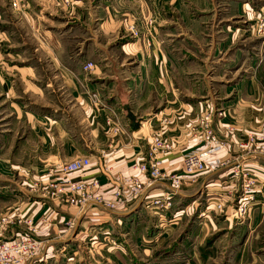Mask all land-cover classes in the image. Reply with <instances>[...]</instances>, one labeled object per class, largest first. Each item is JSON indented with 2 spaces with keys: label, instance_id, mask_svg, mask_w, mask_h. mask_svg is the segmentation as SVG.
Returning a JSON list of instances; mask_svg holds the SVG:
<instances>
[{
  "label": "crops",
  "instance_id": "obj_1",
  "mask_svg": "<svg viewBox=\"0 0 264 264\" xmlns=\"http://www.w3.org/2000/svg\"><path fill=\"white\" fill-rule=\"evenodd\" d=\"M93 1L74 0L78 5L71 11L64 0H0V47L18 44L14 31L19 30L16 24L23 23L28 38L45 51L25 57L13 49L7 53L0 49V94L7 103L0 120L8 116L5 133L11 138L0 151V174L18 172L36 180L33 185L27 183L28 188L18 187L25 194L17 198L21 200L10 214L14 216L8 217L10 221L15 216L32 218L35 237L42 239L38 255L25 264L40 263L55 245L74 246L92 236L93 231L86 228L94 224L99 225L94 232L107 228L119 243L116 249L103 251V264H203L212 252L222 257L211 264H264V159L241 152L235 145L247 134L264 130V63L255 69L251 64V51L259 46L258 41L243 42L245 48H241L228 31L242 17H251L250 3ZM56 11H66L69 20L79 21L73 33L45 31V17ZM141 13L155 19L153 34L126 39L122 18L131 15L140 24ZM92 25H98L97 29ZM77 29H82L81 35ZM102 45L103 53L92 52V47L101 51ZM88 61L95 64L91 70L85 69ZM45 73L48 81L43 79ZM223 77L235 80L225 85L227 94L219 81ZM92 91L100 95L96 103H92ZM218 94L229 97L224 104L231 115L219 122L213 117L212 129L225 145L207 159L206 171L172 196L170 210H149L145 199L124 201L133 179L145 180L138 166L152 159L149 143L154 136L171 145L161 155L167 176L181 171L183 153L204 147L199 119ZM111 110L117 111L124 127L121 134L115 135L106 124ZM82 157L90 160V166L67 176L70 182L86 185L87 203L79 206L81 198L63 181L59 165ZM236 164L256 175L258 184L253 211L246 219L233 221L205 207L217 200L228 205L236 198L239 182L230 173ZM53 180L58 191L51 194L48 184ZM33 186L39 190L36 195L27 191L34 190ZM146 190L148 197H164L170 191L169 180L152 181ZM101 203L115 207L103 208ZM188 203L203 214L197 217L195 241L181 237L176 245L168 243L173 226L155 235V216L161 219L163 212L171 219L175 209ZM117 221L123 227H117ZM223 226L226 229H217ZM21 232L11 231L10 237ZM213 234L216 237L207 246ZM159 247L166 249L160 259L153 256ZM88 256L85 260L92 264Z\"/></svg>",
  "mask_w": 264,
  "mask_h": 264
},
{
  "label": "rangeland",
  "instance_id": "obj_2",
  "mask_svg": "<svg viewBox=\"0 0 264 264\" xmlns=\"http://www.w3.org/2000/svg\"><path fill=\"white\" fill-rule=\"evenodd\" d=\"M84 1H87V0H84ZM95 1L96 0H94L93 2H95ZM244 1L245 0H242L241 2H244ZM247 1L251 5L250 8H248V11H251V17L248 15L242 17L240 21L239 20L237 21L236 26L233 29H232L231 25H229L230 27H228V31H230L231 40L236 44L238 43V45H240L241 48H245L243 46V44L247 43V42L249 43V40L258 41L259 46L257 48H254V49L252 48L253 50L251 51V58H252L251 64L253 65V67L255 69L256 67H258L264 63V26H263V29L258 28L259 25H264V4H262L259 0H247ZM64 3H65V5H71L70 6L71 11H73V7H75V5H78V3L76 4L74 2V0H64ZM83 3H85V2H83ZM147 7L150 9V6L147 5ZM65 9H67V7H65ZM17 13L21 14L19 11H17ZM50 15H51L50 17H45L44 29H45V31L49 30L52 34H54V33L58 34L60 32H65V31L73 33L74 27L79 24L78 20H75V21H72L71 19L69 20L67 17L66 11L65 12H62V11L57 12L56 11L54 13H51ZM140 15H141L140 24L136 23V21H133L135 18L132 17L131 15H127L126 17L122 18V20H121L122 26L121 27H122L124 33L125 34L127 33L125 36L126 39L131 40V38H133V37L137 38L140 35L141 36L143 35L144 37L147 38V36H150L151 34H153L152 33L153 27L155 25V19L153 18V16L149 15V14L143 15L142 13ZM130 16H131V18H130ZM236 19H238V18H236ZM24 25L25 24H23V23L16 24V26L19 30H15L14 34L16 35L15 37H16L18 44L15 46H10V47H7V46L0 47L2 53L11 52V49L14 50L13 51L14 53H17L19 55H23L25 57H31V56H34L37 54L45 53L44 48L43 49H40V48L37 49L38 47L35 45V43L28 38V35L30 33H29V31L22 28V26H24ZM92 27L97 29L98 25H92ZM155 28H156V25H155ZM100 32H101L100 30H97L96 33L99 35ZM76 33L78 35H81L82 29L81 30L77 29ZM20 36L24 37L23 40H20ZM64 36L67 38L66 34ZM236 44H234V45H236ZM92 52L93 53L99 52V54L103 53V45L101 46V51H99L98 48L92 47ZM99 58H101L100 55H99ZM13 63H19V62H11V64H13ZM88 63L92 64L91 68H86V65ZM26 64H29V63H26ZM43 65H44V63H43ZM84 66H85V69L91 70L95 67V64L91 61H88V62H86V64ZM241 66H242V69L245 68V63L243 64L242 61H241ZM45 75L46 76L43 79L45 81H48L49 75L46 73H45ZM226 79H227V77H225V78L223 77V79L219 80L220 85L224 86L221 88L223 89L222 91L225 94H227L225 85H230V84H232L233 81H235V80H226ZM91 96H92V103L98 102V99L100 98L99 93H96V91H92ZM218 96H216L217 98L215 99L214 102L211 101L213 103H211V104L209 103L210 106L208 105L209 106L208 108H210V109L205 110V112L210 111L214 117V120H218V122H219V120H221L222 117H225L226 115H231V110H230V108H228V106H226L224 104V101L227 100L229 97L223 98L222 94H218ZM206 98L207 97H205L203 101H205ZM3 101H4V97L0 94V118L4 117L6 115V111H7L4 109V107H7V103L4 104ZM206 104L207 103H204L205 106H206ZM6 118L7 119L0 120V151L3 148H5V146L9 145L10 144L9 142H11L10 136L6 135V133H5L6 132L5 130L8 128V126H6L5 123H7V125H9L8 124L9 123L8 122V116ZM17 161H19V159H17ZM12 169L13 168H11V170ZM27 183H30V184L32 183V185H33L34 183H36V180L32 179V177H30V176H28V178H27L26 175L18 174V172H16V174H10V176L5 175V174H0V242L12 239L13 237H10L11 231H13V232L23 231L22 227L18 228L17 226H19V225L23 226V222L19 223V220L20 219L24 220L26 217L15 216V218H12V221H10L8 219V217L14 216V215L10 216V214H11V212H13V213L15 212V209L18 208V205L20 204L19 200H21V199L17 200V198H19L25 194V190L22 191L18 187L23 186V187L28 188V186H26ZM27 191L29 193L35 194V195L39 193V190L35 189V187H34V190L32 188H29ZM185 206H187V207H185ZM170 208H172V206L169 207V210H170ZM160 210L163 211L162 209H160ZM175 210L176 211L173 213L175 215L172 216L171 219H167L166 217H164L165 214L163 212L160 213V217H162L161 219H159L157 216H155V218L157 219V221L155 222L156 227L154 226V223H153L155 235L157 234V236H158L167 227L169 228V227L173 226L174 232H173L172 238L166 239V241H168V243L171 242V243H174V245H176V243H179L180 240L182 239L181 237H184V238H186V237L190 238L191 237L190 240L195 241L196 237H195L194 232H196V230L198 232V230H199V228L197 226V221H199V220L197 219V217L201 216L203 214L199 213L197 211V209H195L194 204H192V203H188V204L181 206L180 208H177ZM116 224H117V227H119V228L121 226L123 227V225L119 221H117ZM96 227H99V225L94 224L93 226L91 225V226L87 227L86 231L88 229L90 231H93L92 236H89L87 238H84L83 240L75 242L74 246H71L69 244L68 245H62L63 243H61L60 245H55L56 249L53 250L52 254L47 255L46 258L43 256V259L41 260V262L37 263V264H79V263L89 264L86 261L88 259L87 258L88 255H90V257H91L92 264H103V254H102L103 251L104 250L109 251L108 249H114V248L116 249L118 247L119 243L114 238V236H113L114 234L109 229L103 228V230L98 229L94 232V229ZM74 228H76V227H74ZM80 228L83 229V227H80ZM221 228L226 229V226H223V227H220L217 229H221ZM76 230H78V229H76ZM213 231L210 229L209 232L212 233ZM219 233H222V232L220 231ZM219 233H217V235ZM215 234H213L214 236H208L209 239L207 240L208 243H206L207 246L211 243V240L214 237H216ZM37 239L42 240L41 238H37ZM154 242H155V239H154ZM77 244H80V246H79L80 249H78V250H77ZM86 245H87V248L84 249V247H86ZM160 245H162V244H160ZM169 245H171V244H169ZM56 246H58V247H56ZM163 246H165V244H163ZM163 246H161V247H163ZM90 247L92 249L94 248V250H91L90 252H88L89 253L88 254L87 251H88V249H91ZM161 247L157 248V251L153 254V256H155L156 258H159V259L163 258L165 256V252H166V249L162 251ZM208 254H209L208 255L209 258L208 257L205 258L206 261H204L206 264H211L214 261H216V262L221 261L222 255H217V254H214L213 252L208 253ZM219 256H221V257H219ZM76 259H78V260H76ZM204 262L202 261L201 263L204 264Z\"/></svg>",
  "mask_w": 264,
  "mask_h": 264
},
{
  "label": "built area",
  "instance_id": "obj_3",
  "mask_svg": "<svg viewBox=\"0 0 264 264\" xmlns=\"http://www.w3.org/2000/svg\"><path fill=\"white\" fill-rule=\"evenodd\" d=\"M263 26L259 25L258 28L263 29ZM91 66L92 64L88 63L86 68H91ZM212 121L213 115L210 111L204 112L200 116V140L204 144V147L195 148L183 153L181 171L168 176L162 171L163 162L161 155L170 151L171 145L162 137L154 136L149 143V152L152 155V159L149 163H143L138 166V171L144 175L145 180L137 181V179H133L130 194L124 198V201L132 202L137 199H145L144 204L146 207L154 209L155 212L170 207L172 196L183 186L191 183L197 174L205 172L208 163L207 159L221 151L225 145V141L221 140L212 129ZM106 124L115 135L124 132V127L121 125L115 110H111L110 116L106 119ZM235 145L241 152L260 156L264 159V130L247 134L246 139L237 140ZM237 162H240V160ZM89 166L90 160L87 157L77 158L69 163L59 165L60 171L65 175L63 181L68 184V188L75 195L77 194L81 198L78 201L79 206L87 203L85 201L87 197L84 195L86 185L84 182H70L67 176L71 173L83 172ZM230 173L239 182L236 198L228 205L223 200L208 203L205 209L229 216L233 221L243 220L250 215L256 204L255 194L257 192L258 177L239 164L233 166ZM166 177L169 180L170 191L164 197H148L146 188L151 185L152 181L161 180ZM54 182L53 180L48 184L51 194L58 191ZM93 184H98V181L96 179L93 180ZM102 206L103 208L112 210L115 207L112 203H103ZM21 222H23L24 230L19 235L10 240L0 242V264H25L38 255L41 241L35 237L36 228L32 218L20 219L19 223ZM69 225H72V222Z\"/></svg>",
  "mask_w": 264,
  "mask_h": 264
}]
</instances>
